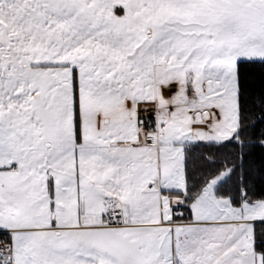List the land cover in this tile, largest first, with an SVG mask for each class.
I'll return each instance as SVG.
<instances>
[{
	"label": "snow or ice",
	"instance_id": "snow-or-ice-1",
	"mask_svg": "<svg viewBox=\"0 0 264 264\" xmlns=\"http://www.w3.org/2000/svg\"><path fill=\"white\" fill-rule=\"evenodd\" d=\"M0 264H264V0H0Z\"/></svg>",
	"mask_w": 264,
	"mask_h": 264
}]
</instances>
